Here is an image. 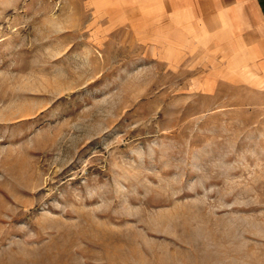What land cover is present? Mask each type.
<instances>
[{
  "label": "rangeland",
  "instance_id": "374dc122",
  "mask_svg": "<svg viewBox=\"0 0 264 264\" xmlns=\"http://www.w3.org/2000/svg\"><path fill=\"white\" fill-rule=\"evenodd\" d=\"M155 1L0 0V264H264V85Z\"/></svg>",
  "mask_w": 264,
  "mask_h": 264
},
{
  "label": "crops",
  "instance_id": "0c3cea01",
  "mask_svg": "<svg viewBox=\"0 0 264 264\" xmlns=\"http://www.w3.org/2000/svg\"><path fill=\"white\" fill-rule=\"evenodd\" d=\"M154 3L173 8L178 22L176 30L191 31L199 46L208 47L207 53L231 55L235 69L254 70L253 76L264 85V0Z\"/></svg>",
  "mask_w": 264,
  "mask_h": 264
}]
</instances>
